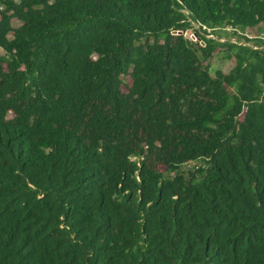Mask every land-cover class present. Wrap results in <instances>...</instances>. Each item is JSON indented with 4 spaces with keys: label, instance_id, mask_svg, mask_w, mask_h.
<instances>
[{
    "label": "trees",
    "instance_id": "trees-1",
    "mask_svg": "<svg viewBox=\"0 0 264 264\" xmlns=\"http://www.w3.org/2000/svg\"><path fill=\"white\" fill-rule=\"evenodd\" d=\"M0 264H264V0H0Z\"/></svg>",
    "mask_w": 264,
    "mask_h": 264
},
{
    "label": "rangeland",
    "instance_id": "rangeland-1",
    "mask_svg": "<svg viewBox=\"0 0 264 264\" xmlns=\"http://www.w3.org/2000/svg\"><path fill=\"white\" fill-rule=\"evenodd\" d=\"M13 25L14 27H18L20 25L18 20H14L13 21ZM217 33L211 34L212 36H209L208 38H211L214 36V38L219 39L220 42H231V43H236L238 42L239 44H243L245 43V41L242 39H239L238 37L233 35L231 36L230 30L224 29V30H217ZM208 33H211L210 31H208ZM258 35H261L260 33H257L256 31L253 32H248L245 33L244 36H247V38L249 39H255ZM195 36V32L189 31L187 34V37L190 40H193ZM250 45H253V43H249ZM234 66V59L229 58L228 54L226 52H222L220 53L213 61H212V65H211V73L213 75L216 74L217 71H223L225 73L229 72ZM194 166V164L188 165L186 167V170H190L192 169Z\"/></svg>",
    "mask_w": 264,
    "mask_h": 264
},
{
    "label": "built area",
    "instance_id": "built-area-1",
    "mask_svg": "<svg viewBox=\"0 0 264 264\" xmlns=\"http://www.w3.org/2000/svg\"><path fill=\"white\" fill-rule=\"evenodd\" d=\"M209 31H210V30H209ZM210 32H211V31H210ZM209 36H212V35H209ZM209 36H208V37H209ZM211 38H214V36H213V37H211ZM214 39H216V38H214Z\"/></svg>",
    "mask_w": 264,
    "mask_h": 264
}]
</instances>
